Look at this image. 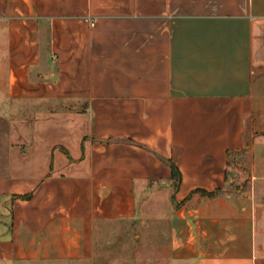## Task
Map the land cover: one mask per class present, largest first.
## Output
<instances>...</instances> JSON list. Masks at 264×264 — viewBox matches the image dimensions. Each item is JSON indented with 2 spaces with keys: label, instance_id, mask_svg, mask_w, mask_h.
I'll list each match as a JSON object with an SVG mask.
<instances>
[{
  "label": "crops",
  "instance_id": "obj_1",
  "mask_svg": "<svg viewBox=\"0 0 264 264\" xmlns=\"http://www.w3.org/2000/svg\"><path fill=\"white\" fill-rule=\"evenodd\" d=\"M0 66V264L91 263L162 183L175 263L264 264V0H0Z\"/></svg>",
  "mask_w": 264,
  "mask_h": 264
},
{
  "label": "rangeland",
  "instance_id": "obj_2",
  "mask_svg": "<svg viewBox=\"0 0 264 264\" xmlns=\"http://www.w3.org/2000/svg\"><path fill=\"white\" fill-rule=\"evenodd\" d=\"M237 159L246 168L251 166L249 151L241 152ZM250 185L246 184L241 192L248 191ZM172 194L163 183L138 194L136 215L102 223L94 260L81 264H188L175 263L171 256L170 219L175 212Z\"/></svg>",
  "mask_w": 264,
  "mask_h": 264
},
{
  "label": "trees",
  "instance_id": "obj_3",
  "mask_svg": "<svg viewBox=\"0 0 264 264\" xmlns=\"http://www.w3.org/2000/svg\"><path fill=\"white\" fill-rule=\"evenodd\" d=\"M247 151H249V144H247L243 148L228 151L226 183L231 185L234 191L236 192H241L244 186L248 184L251 179L250 170L246 168L240 160L237 159L238 154H240L241 152H247ZM164 161L168 162L172 168V187L175 193L178 190L179 184L181 182V178H182L181 172L174 162L169 161V160H164ZM203 193L209 196H216L221 193V190L217 189L213 192L203 191ZM173 203L176 206L180 205V203L176 201L175 194L173 195Z\"/></svg>",
  "mask_w": 264,
  "mask_h": 264
}]
</instances>
